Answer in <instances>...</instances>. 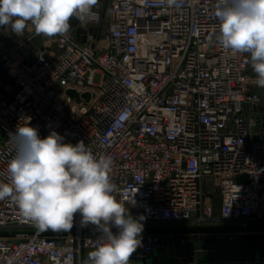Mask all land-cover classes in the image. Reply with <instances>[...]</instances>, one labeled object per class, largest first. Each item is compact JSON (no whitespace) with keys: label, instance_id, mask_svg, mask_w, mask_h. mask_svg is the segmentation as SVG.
Segmentation results:
<instances>
[{"label":"built area","instance_id":"obj_1","mask_svg":"<svg viewBox=\"0 0 264 264\" xmlns=\"http://www.w3.org/2000/svg\"><path fill=\"white\" fill-rule=\"evenodd\" d=\"M214 4L106 0L104 11L94 8L98 20L79 24V39L70 28L39 35L40 45L35 33L8 48L0 26V182H10L9 133L30 119L41 138L56 131L65 143L83 140L94 155L111 156L114 195L145 217L144 228L215 223L207 185L226 225H264V121L256 112L264 88L247 54L216 40ZM80 220L77 213L68 232L41 231L14 200H0V264H85L102 237ZM141 237L130 261L157 253L153 264H161L162 237ZM171 259L196 262L194 254Z\"/></svg>","mask_w":264,"mask_h":264},{"label":"clouds","instance_id":"obj_2","mask_svg":"<svg viewBox=\"0 0 264 264\" xmlns=\"http://www.w3.org/2000/svg\"><path fill=\"white\" fill-rule=\"evenodd\" d=\"M179 7L180 0H160ZM98 0H0V26L22 35L31 26L48 38L68 33L70 20H98ZM216 40L232 55L249 54L255 83L264 88V0H215ZM13 146L7 163L9 183L0 182V200L11 198L21 215L46 231H70L80 214L81 227L93 225L102 242L87 264H130L141 246L144 216L133 217L114 193L113 160L96 156L83 140L65 143L56 131L41 138L38 127L18 124L9 133ZM116 228L114 233L112 228Z\"/></svg>","mask_w":264,"mask_h":264},{"label":"water","instance_id":"obj_3","mask_svg":"<svg viewBox=\"0 0 264 264\" xmlns=\"http://www.w3.org/2000/svg\"><path fill=\"white\" fill-rule=\"evenodd\" d=\"M71 27L75 29L76 37L79 39L80 34L82 33L81 28L79 27V21L75 18L70 21ZM82 43L85 42L84 39L81 40ZM76 94L72 91L67 92V96L72 97ZM257 114H259L257 117L264 121V115H261V110H256ZM259 127L257 126L255 130H257ZM239 181H242L241 179ZM264 184V182H262ZM246 226H222V227H196V228H181L176 229L179 231L184 232H208V231H228V230H235V229H241L245 228ZM168 230L173 229H166V228H144L142 234L146 233H158V232H164ZM114 233L117 232V229L112 230ZM231 249L232 251L236 252H227L226 250ZM90 251L93 250H86L85 251V264L88 262V254ZM136 252L133 253L135 255ZM169 254V253H168ZM194 254L196 256V262L195 264H223V263H231V262H240V263H248L251 262L252 259V245L250 243H241V244H235V243H227L226 245H223L222 247L219 245H211L209 243H193V244H176L174 247V255L179 257L184 256H190ZM154 259L147 260V261H140L137 262L136 260L130 261V264H153ZM259 264V263H257Z\"/></svg>","mask_w":264,"mask_h":264},{"label":"crops","instance_id":"obj_4","mask_svg":"<svg viewBox=\"0 0 264 264\" xmlns=\"http://www.w3.org/2000/svg\"><path fill=\"white\" fill-rule=\"evenodd\" d=\"M35 32L29 26L26 28L24 33L22 35H16L14 34L10 28H7L5 26H2V35L5 40V44L8 48L15 46L20 41L24 40L26 37H30L34 35ZM14 38V41H12ZM22 39V40H21ZM35 42L40 45V43L35 40ZM255 74V73H254ZM14 91L11 92L10 96L13 94ZM259 94H261L258 91ZM260 114L264 115V99H262V102L260 104ZM259 115V114H258ZM239 226V225H236ZM245 228L241 229H235L231 231H236V236H239V238H243L240 241L248 242L252 245V259L250 264H264V225H256L252 223H246ZM157 228H166V229H173L164 231L162 234H159L162 238L167 240V242L163 245L162 250V260L161 264H172V256L174 255V247L176 244H193V243H208L210 241V235L205 234L206 232H184L179 231L176 229L181 228H196L193 226H156ZM204 227H210L209 225ZM228 242L234 243L236 240H227ZM169 253V254H168ZM158 254L154 256V262L157 260ZM228 264V263H223Z\"/></svg>","mask_w":264,"mask_h":264},{"label":"rangeland","instance_id":"obj_5","mask_svg":"<svg viewBox=\"0 0 264 264\" xmlns=\"http://www.w3.org/2000/svg\"><path fill=\"white\" fill-rule=\"evenodd\" d=\"M105 1L106 0H98V4L95 8H98L101 12L104 11V7H105ZM29 37H26L25 39H27ZM14 41V38H12ZM22 40V39H21ZM36 40L41 44L43 43V41L45 40L43 37L41 36H37ZM249 59V54H247V60ZM249 66V72L250 73H254L252 71V68L250 66V63H248ZM205 192H206V197H208L211 200V205H212V216L216 219L215 223L209 225L210 227H222V226H230V225H226L224 222H222L220 220V208H221V199L220 196L217 194V192L214 190V188L211 185H207L205 188ZM205 234H209L210 235V241H208L209 244L211 245H219V246H223L226 245L227 243H229L227 240H236L238 239L239 241L234 242L235 244H241V243H247L245 241H240L243 238H239V236H236L235 234H237L236 231H222V230H218V231H208ZM163 235V234H162ZM167 242V240H165L164 238H162V244L164 245ZM227 252H231V249L226 250ZM232 252H236V251H232Z\"/></svg>","mask_w":264,"mask_h":264},{"label":"trees","instance_id":"obj_6","mask_svg":"<svg viewBox=\"0 0 264 264\" xmlns=\"http://www.w3.org/2000/svg\"><path fill=\"white\" fill-rule=\"evenodd\" d=\"M163 233V232H162ZM161 232H158V233H151V234H162Z\"/></svg>","mask_w":264,"mask_h":264}]
</instances>
